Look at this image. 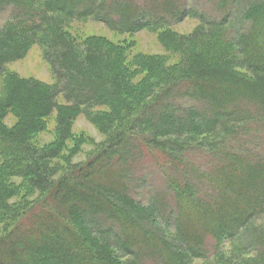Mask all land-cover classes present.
<instances>
[{
    "label": "trees",
    "instance_id": "obj_1",
    "mask_svg": "<svg viewBox=\"0 0 264 264\" xmlns=\"http://www.w3.org/2000/svg\"><path fill=\"white\" fill-rule=\"evenodd\" d=\"M189 1L0 0V264H264V0ZM88 19L162 30L180 59L67 30ZM35 44L53 84L6 71ZM83 113L106 138L73 163Z\"/></svg>",
    "mask_w": 264,
    "mask_h": 264
},
{
    "label": "rangeland",
    "instance_id": "obj_2",
    "mask_svg": "<svg viewBox=\"0 0 264 264\" xmlns=\"http://www.w3.org/2000/svg\"><path fill=\"white\" fill-rule=\"evenodd\" d=\"M190 3H194L198 7L205 9L208 12H211L209 15L214 16L216 13L213 12V7L207 0H191ZM6 16H0V30L4 24ZM200 24V20L193 17H187L181 22L171 25L169 28L180 34L188 35L192 33ZM67 30L72 33L74 36L80 40H85L88 37H103L107 41L115 44L124 46L126 50L127 61H131L140 55H162L167 57L168 63H176L179 61V54L169 53L167 49L162 45L160 41L159 31H153L150 29H142L135 32H123L118 29L109 27L106 23L98 20L88 19V20H75L69 23ZM6 71L9 73H15L21 78H34L46 83H55L56 76L52 69L51 64L46 58L43 48L35 44L31 47L28 53L21 59L11 62L7 65ZM145 73L138 74L135 80L143 79ZM5 82V77L0 76V93L3 92V83ZM62 101V99H61ZM57 114L53 113L47 120L45 130L41 131L35 136L34 142L39 145L49 144L55 139L56 128H57ZM18 122L17 117L9 113L4 119V123L11 127ZM72 133L75 137H81V143L77 147V151L70 153L68 155L69 161L75 163L80 162L87 158L88 154L94 149L97 143L105 140L106 136L102 133L99 128L91 122L86 114H80L73 123ZM82 137L85 141L82 140ZM73 140L67 142V150L72 151ZM64 154V155H65ZM64 158L58 161L64 164ZM66 159V158H65ZM2 157L0 156V164L2 162ZM65 166V164L63 165ZM13 182L15 184H21L22 179L19 177H13ZM155 182L156 185H159L162 189L164 188V182L162 177L156 175L151 181ZM24 189L20 190L22 193ZM19 193V194H20ZM24 193V192H23ZM28 197V196H27ZM23 196L18 195L13 198L12 202H18ZM28 199H32L29 196ZM4 232L3 225L0 224V235ZM206 262L203 259H195L193 264H205Z\"/></svg>",
    "mask_w": 264,
    "mask_h": 264
}]
</instances>
